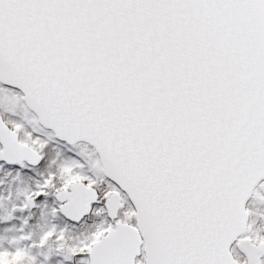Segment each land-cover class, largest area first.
I'll return each mask as SVG.
<instances>
[{
    "label": "snow or ice",
    "instance_id": "1",
    "mask_svg": "<svg viewBox=\"0 0 264 264\" xmlns=\"http://www.w3.org/2000/svg\"><path fill=\"white\" fill-rule=\"evenodd\" d=\"M0 264H264V0H0Z\"/></svg>",
    "mask_w": 264,
    "mask_h": 264
}]
</instances>
